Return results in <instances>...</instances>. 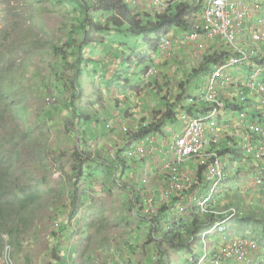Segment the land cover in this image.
<instances>
[{"label":"rangeland","instance_id":"obj_1","mask_svg":"<svg viewBox=\"0 0 264 264\" xmlns=\"http://www.w3.org/2000/svg\"><path fill=\"white\" fill-rule=\"evenodd\" d=\"M142 1H129L134 6L132 10H136L140 19L145 13L161 12L158 7H154L151 0ZM133 2L136 5H133ZM251 2L255 5L257 2V6H264V0L255 2L251 0ZM253 4L247 6L248 9L257 10ZM71 10L70 6L59 5L54 0H0V82L7 81L5 83L7 86L12 82L18 83L19 98L23 100L17 99L14 104L21 103L22 105L18 106H23L27 112L24 119L20 114L21 111L18 108L15 110L14 104L0 95V155L9 156L15 153V149H19L14 168L6 181L8 187L4 192L0 191L1 203L7 208L0 216L1 229H7L8 233H12L11 229H16V235L13 233L9 235L14 236V241L18 244V247L14 244L10 251L14 264H61V260L54 255L59 253L58 250H63L64 258L70 264H85L87 258L92 261L90 264H110L111 257L107 249L112 246H116L113 251L117 258L121 252L123 253L120 259L123 263L128 261V264H158L160 256L158 255L156 262L153 255L157 244L150 241L151 246H149L150 235L154 234L153 224L142 217L141 213L140 216L134 217L131 208L134 207L145 215L149 198L157 205V197L160 195L158 185L165 181L159 178L162 177L160 174L163 173L167 159L157 165L145 158L142 160L135 151L134 143L137 139L134 138L133 132L138 129V122L142 120L146 124V120L152 121L153 115L158 114V111L164 112L170 103L172 106L169 110L177 114L176 119L184 118L177 123L174 122L173 125L170 124L173 120L166 121L161 133L167 136L179 131L186 118L185 112L190 109L189 98H195L200 94L205 87L207 73L215 70V65L209 64L205 73L194 74V72L205 63L204 57L226 52L227 48L222 44L220 47L217 40H208L204 43V49H198L193 44H184L185 36H183L179 38L182 40L181 43L173 45L169 53L158 59L152 54L143 55L146 47L141 38L118 34L115 35L117 38L113 42L114 45L121 43V46L116 50L132 56L134 62L131 66L122 61L116 63L118 73L124 81L115 80L111 85L105 86L107 77L115 74L114 68L109 67L108 74L106 73L104 78L96 76L92 80L95 70L92 69L94 67L92 64L88 68L82 65L80 67L83 71L82 76L76 75L69 45L64 48L67 51L64 59L63 56H59L60 54H54L53 48L64 46L70 37L76 39L74 45H77L80 39L79 36L71 33V24L76 25V20H72L70 15ZM261 13H264V10ZM99 19L101 24L106 22L104 16L100 14ZM193 24L202 28L198 16H195ZM172 36L177 38L178 35L168 37L171 39ZM92 38L111 44L103 33L92 32ZM102 48L100 46L92 56L86 53L83 58L96 61L107 58L110 61L107 56L112 50L106 47L104 49L106 54L102 55ZM217 48L220 49L215 53L214 50ZM136 58L139 62L135 60ZM125 60L127 57L124 58ZM148 68H153L150 79H147L146 75ZM230 74L233 77L243 78L249 75L244 68H239L236 72L232 69ZM77 78L78 84L84 89L81 103L76 96L75 87L72 86ZM5 85L2 86L6 90L8 88ZM180 87L182 89H179ZM21 88L23 92L20 91ZM99 90L103 102L100 106H96L98 100L91 98V91ZM241 92L235 91L228 100L246 112L249 104L241 102ZM244 94L251 100L250 116L246 124L263 125L264 122H259V118H255L258 115L256 107L260 106V99L253 97L249 91ZM168 96L169 103L166 101ZM72 100L88 109L87 116L91 117L86 120L90 122H84L79 118L75 120L76 125H80L81 131H78L85 134L81 133L82 143L75 134L73 135V132H76L71 121L73 114H68L69 102ZM89 101L95 105L94 108L87 103ZM198 105L204 107L200 103ZM94 111L99 112L98 118L94 115ZM156 111L157 113H154ZM180 113L182 115L178 117ZM76 115L78 117V113ZM236 116L235 113L231 117L240 119ZM40 118L42 122L39 121ZM119 122L122 123V127ZM69 125L73 131L67 129ZM25 127L28 133L23 136ZM69 131L72 133L70 134ZM238 140L234 145L230 142L226 143L225 139L218 142L212 150V163L217 155H221L222 149L226 151L228 147H232L241 151L249 145V142H245V138ZM252 143L255 147L258 146L256 141ZM78 148L82 151L78 152ZM110 149L117 154L118 150L126 154L127 167L116 171L117 179L111 171L104 174L103 171L96 173L93 171L94 168H92L93 172L88 170L87 161H95L93 165L97 166V158L99 161L109 160ZM39 156L41 158L45 156L44 159L42 158L43 163L39 160ZM225 156L229 162L228 171L231 172L233 156L228 154ZM79 157L85 161L82 174H78ZM257 162L254 159L249 166V162L246 163V167L244 169L242 167L238 174L235 171L230 174L226 171L227 178L214 193H212L213 183L207 179L203 170L198 175L199 182L203 183L204 187L208 183L210 185L206 190L198 191L197 196L203 198L212 195L213 208L221 212L234 208L236 215L238 212L253 211L264 214V188L263 193L254 191V184L258 181L264 185V167ZM195 167L197 169L198 166L192 160L183 166L191 173L196 171ZM4 168L5 165L0 168V173L4 172ZM75 191L77 201L75 200L73 204L71 194ZM32 192L36 198L27 200L26 196ZM86 193L88 198L81 200L82 195ZM10 198L16 200L9 203ZM19 199H24V204L27 206L24 209L13 210L20 206ZM74 205L77 211L73 214ZM175 209L174 211H177L178 206ZM199 210L200 206L197 205L189 207L191 224L195 221L192 218L200 217L197 215ZM179 212L181 210H178ZM167 214H173L171 209ZM20 215H24L22 220H18ZM162 217L164 215L157 210L152 217L160 228L158 232L165 228ZM234 217L232 220L235 219ZM161 218L162 223L158 222ZM73 220H75V228L71 223ZM200 220L202 221V218ZM205 220L210 221V218ZM232 220L226 223L227 231L230 230L231 233L235 232L232 229L236 228ZM221 221L223 220L216 219V223ZM64 222L68 225L63 230L60 226ZM165 229L167 232L169 228ZM184 233L182 232L181 238L189 243L190 239L188 235L186 239ZM6 236V233L2 232L3 246L4 242H7ZM220 236L212 235L208 247H212L213 243L222 244L223 238ZM235 236L243 238L237 231ZM196 238L199 239L190 243V251L170 250L167 244H164L163 250L159 251L162 264L168 261L167 256L163 257V253L166 252L169 253L170 264H189L187 262L189 258L203 255L201 234ZM258 252L255 254V259L259 258L264 264V250ZM91 254L92 256H89ZM250 258L253 259V256ZM75 259H78L77 263ZM252 264H261V262L256 260Z\"/></svg>","mask_w":264,"mask_h":264},{"label":"trees","instance_id":"obj_2","mask_svg":"<svg viewBox=\"0 0 264 264\" xmlns=\"http://www.w3.org/2000/svg\"><path fill=\"white\" fill-rule=\"evenodd\" d=\"M56 3H58L59 5H68L71 7V17L72 20H76V25L74 26V24H71V33H73V35H77L79 36L80 39H78V43L77 45L75 44L76 39H72L71 37L66 41V43L64 44V46H58V47H54L53 51L55 55H59V56H63L64 59V54L67 53L66 49H64L66 46L69 45V49L72 50L71 55L74 58V71L76 73V75H80L82 76L83 71L81 70V66L83 65L85 68H88V66H90L91 64L94 66L92 67V69L94 72V75L92 78V80L97 76V77H102L104 78L109 71V67L114 68V70H116L114 75H111L109 77H107L105 86H109L112 84L113 81H120L123 82L124 78L120 77V74L118 73V69H117V65L116 63H120V61H122L123 63L131 66L134 62V58L132 56H128L127 54L121 52L120 50H116L117 47L121 46V43L118 44L119 42H116L118 45H114V40L117 38L115 37V35H130L132 38L136 37V38H141L143 40V44L146 47V52L143 55H148V54H152L153 56H156L159 54V45L161 43L162 38L164 37H168L170 35L175 34V32H179L182 34V36H177L178 38H182L183 36H186L188 34L193 33V31H201V27H197L193 24V21L195 19V16L199 15V13H201V7H199L198 5H194L192 2L194 1H190V2H186L184 3V1H179V2H175L172 5H170L168 8H161L159 6L158 7L161 12H151V13H145L143 14V18L140 19L139 15L137 14L136 10L133 11L132 8H134V6L131 5V2L129 3L130 0H54ZM143 2V1H142ZM99 14L104 16V18L106 19V22L104 24H101V20L99 19ZM92 32L93 33H103L104 37L106 38V40L108 42H111V44L109 43H103L100 40H97V38H92ZM175 37L172 36L171 40H173ZM214 40H217L218 43H220V47L222 45L226 46L227 50L226 52L220 53V54H216V55H208L206 57H204V64L201 65V67L199 68V70H196L195 73H199V72H206V68L209 64H214L216 65H220L223 62H225V60H228V58L231 56V48L229 46V44L227 42H220L218 38H214ZM222 44V45H221ZM102 46V55H105L106 52L104 51V49L109 48L110 50H112L111 52H109V55L107 57H109L111 60L109 61L107 58L106 60H100V61H96L93 59H85L83 58V56H85L86 53L92 55H95L96 50ZM220 49V48H219ZM218 48L215 51L218 52L219 50ZM148 53V54H147ZM127 57V60L129 59V61L125 60L124 58ZM92 58V57H91ZM138 58V57H137ZM137 58L135 59L137 61ZM160 59V58H158ZM127 61V62H126ZM131 61V62H130ZM139 62V61H137ZM64 63V62H63ZM108 69V71H107ZM150 68H148L146 70V72L149 70ZM1 71V70H0ZM107 73V74H106ZM213 71H211L210 73H207V77L212 74ZM147 74V73H146ZM75 75V76H76ZM146 76V75H145ZM10 77V75L8 76V78ZM0 78H1V74H0ZM5 78V77H4ZM117 78V79H116ZM78 78L77 80L73 83V87H75V93L76 96H78V101L81 103V96H83V88L81 85L78 84ZM7 82V81H6ZM4 82H0V95L4 96V98H6V100L11 101L12 104L15 103V101L17 99L19 100H23L22 98H19L20 93H18L19 90V85L16 82H12L10 85H5L6 83ZM94 82V81H93ZM5 85L8 89H3L2 85ZM120 85V83H118ZM122 85V84H121ZM98 88V86H97ZM179 89H182L181 87ZM22 91V88L20 90ZM85 95V94H84ZM75 96V97H76ZM74 98V97H73ZM72 98V99H73ZM91 98L92 99H97L98 102L95 104L96 106H100L101 102H103L102 99V93L99 91H91ZM18 100V101H19ZM180 100V98H179ZM89 103L90 107L94 108L95 105H93L92 101L87 102ZM18 105H22L21 103H17L14 104L13 107L15 110H17V108L21 111L20 114L25 118V116H27V112L24 110L25 108L23 106H18ZM67 106V105H66ZM169 108L165 113H160L158 112V114L156 115V119L153 121V123L147 124L145 125V123H143L142 126H138V129H135V132H133L134 138L141 140L146 136H154L155 134H161V128L164 124L165 121L168 120H175L176 119V115L169 110L171 108V104L168 105ZM175 106V105H174ZM180 106V105H179ZM67 108V107H66ZM90 108V109H92ZM68 109L70 110V113L68 114H73V119L71 121H73L74 123V129H76V132H73V135L75 134L77 136V138H79V142L82 143V135L81 133L84 134V132H79L78 130L81 131L80 129V125L77 124L76 125V118H79V120H83L84 122H90V121H86L88 119H91V117H88L87 114V110L86 108H84V106H79L77 102L75 101H70L69 102V107ZM98 109V108H95ZM183 109V108H182ZM76 113H78V117L76 115ZM195 111L193 109V106L191 107V110L186 112V116L187 117H192L194 115ZM196 113H198V111L196 110ZM45 114V112L43 113ZM94 115H96V117L98 118L99 112H95L94 111ZM93 117V116H92ZM157 117H160L157 120ZM1 118V116H0ZM42 118L39 119L40 122ZM69 126H67V129H71L73 131V128H69ZM26 130V132H25ZM25 130H23V136L28 133L27 132V128L25 127ZM131 130V129H130ZM69 133L71 134L72 132L69 131ZM253 136V141H256V143H258L260 145V143H264V138L260 135L259 137L257 136ZM241 139V138H240ZM235 141L237 140H233V139H226V143L230 142L234 145ZM259 141V142H258ZM40 151V150H39ZM78 152L82 151V150H77ZM19 153V149H15V153L9 155V156H3L0 155V168H2L4 165L6 166V168H4V172L0 173V191H3L8 187V183L6 182L10 175H11V170L14 168V164H15V157L16 155H18ZM232 155L235 159H243V150L238 151L235 150L232 147H228V149L226 151L221 152V155ZM18 157V156H17ZM45 156H42V158L44 159ZM247 157V155H246ZM41 158V156H39V160L43 163V159ZM246 159V158H244ZM249 159V158H247ZM98 161V162H97ZM96 161V165L95 161H87L88 163V170H91V172L95 171L96 173H98V171H103L104 174H108L109 173V167H107V164H111V160H107V161H99V158H97ZM85 161L82 160L81 157H79V161H78V174H82V169H85ZM95 166V167H94ZM92 168H94V170L92 171ZM95 173V174H96ZM89 176H94V174H88ZM77 191V190H76ZM73 192V194H71L72 197V201L73 204H75V200L76 196H77V192ZM256 192H260L263 193L262 191H258V190H254ZM253 191V192H254ZM34 192H32V194H29L26 196L27 200H33L34 198H36V196L33 194ZM38 195V194H37ZM3 198V197H2ZM75 198V199H74ZM87 193L82 195L81 200L87 199ZM177 202L174 203L175 206H181L180 202H181V198H176ZM16 198H10L8 199V202L11 203L13 201H15ZM2 200H0V216L1 214L4 212L5 209H7L2 203ZM5 202V203H8ZM25 200L24 199H19V207L17 208H13V210H18V209H24L27 205L24 204ZM2 204V206H1ZM74 209L75 211L73 212L76 213L77 208L74 205ZM214 209V208H213ZM169 210V208L167 209ZM175 210V207H174ZM215 211H219L218 209H214ZM175 212V211H174ZM160 215V214H159ZM198 216H200L199 218H192L195 219L194 224H191L190 221V217L187 218V220L184 222V224L182 225L184 228H186L187 226L188 229L186 230V235L185 238L187 239V235L188 238L190 239L189 243H186L183 238H181V233L180 232V225L176 224L175 228L177 231L175 232H168V236L165 237V243L167 244V246L169 247L170 250H184L190 251V242L192 240V238H196L197 236H199L201 234L202 231L210 228L211 226H213V223H216V219H221L222 220V216H216V215H201L199 212L197 213ZM24 215H20L18 216V220H22ZM2 217H0L1 219ZM202 218V221L200 220ZM210 218V221H206L205 219ZM71 221V220H70ZM235 222L236 224V228L234 227L232 230L235 231L233 233L229 231H227V225H226V237H225V242L227 243L228 241H231L234 238H238L237 236H235L236 231L240 234V236H242L244 239H249V240H255L256 243L259 246H262L263 243V248L262 250H264V214L260 213L258 211H253L252 213H243V212H238L237 217L232 220ZM231 221V223H232ZM1 222L0 221V255L2 253L3 250V240H2V232L6 233V238L5 240L8 242H4V244L9 245L10 247H12L15 244V247H18L17 241H14V236H9L12 233L14 235H16L15 233V228L11 229L12 233H8L7 229L2 230L1 229ZM151 223L153 225L156 226V222L155 220H151ZM68 224H66V222H64L63 224H61L60 228H62L63 230L67 227ZM71 225V223H70ZM238 227V228H237ZM179 230V231H178ZM157 231V229L154 228L153 232ZM174 233H178L177 235H175ZM166 235V234H165ZM221 238H223V236H220ZM262 238V239H261ZM150 241L152 240V234L150 235L149 238V244ZM187 241V240H186ZM151 245V244H150ZM162 248V247H161ZM57 249V248H56ZM58 250V249H57ZM59 253H54L55 257L58 258L59 260H61L62 264L64 261V252L63 250H58ZM60 252L62 255H60ZM191 253L193 254V250H191ZM122 252L119 255V259H122ZM160 256L159 258V262L158 264H162V259H161V253L158 252L156 253ZM155 254V255H156ZM166 254V255H165ZM212 255L215 256V252H212ZM89 256H92L89 255ZM167 256V263L170 264L171 261L169 253H163V257L165 258ZM212 256V257H213ZM166 260V259H165ZM113 264H114V259L112 258ZM90 262H92L91 260H89V258H87V260L85 261V264L88 263L90 264ZM189 263V261H187ZM261 264H262V260H260ZM166 263V264H167Z\"/></svg>","mask_w":264,"mask_h":264},{"label":"built area","instance_id":"obj_3","mask_svg":"<svg viewBox=\"0 0 264 264\" xmlns=\"http://www.w3.org/2000/svg\"><path fill=\"white\" fill-rule=\"evenodd\" d=\"M151 2L154 7L163 5L165 8H168L170 4H172L173 2H177V0H151ZM230 6L238 16H244L251 13V10L248 9V7L243 5L241 2L231 4ZM213 12H215L216 20L219 17H222V13L218 9L213 10L212 13ZM227 15H230V13L227 12ZM237 26L242 29V25L236 24L235 28ZM254 30L255 28H252L251 32H253ZM209 35L211 36V38L216 37L224 42H227L229 46L233 49V51L238 53V56L225 61V63L219 68H217L212 74V79L214 80L211 83V87L207 88V90L205 91L204 94L206 96L202 97L203 101H197L201 105H203L202 103H204L205 105L203 106L206 107V110L203 109V113L200 116L195 117L194 121L189 124L186 131L185 128L182 130L181 134H179L177 138L174 139L172 146L169 149L170 152H174V154L178 155L179 157H185L186 155L192 154L193 151L197 153L199 151L201 143L211 142V144L207 147V153L205 158V162L207 161L210 167H204V169H202L200 172L204 170L207 179L211 183H213L212 193H214L216 188L226 178L224 169L225 165L221 155L216 156V159L212 166V150L213 147L219 141H221L222 139H232L229 135H234V137L245 138V142H249V145H247L245 149V153L248 156H260V154L264 152V143H260V145L258 144V146L256 147L252 143V135L257 137L261 135L264 138V126L260 124L255 125L253 123L246 124V120L248 116H250L249 111L251 106V100L247 97L246 94H244L245 92L249 91L253 97H258L261 101L259 108L264 109V58H258V55L254 51L253 45L247 42L244 38H242L245 35L244 32L243 35L236 36L235 38L231 39H229V34L219 29L212 31ZM198 36L203 35H199V33L197 32L192 33L189 35V37H187V40L190 42H195L198 40ZM164 48L165 46L162 40L160 45L161 53L165 52L163 51ZM234 67L246 68L249 73L248 77L245 79H234L233 81L232 78L228 76L227 70ZM231 83H233L234 88H237L242 91L241 102L243 104H249V109L244 112L243 109L237 107L240 119H226L224 121H221L220 119H218L219 113L220 111L222 112L226 108V103L225 100L221 99L220 95L223 89ZM256 111L258 115L257 117H253L259 118V122H264V115L259 112L258 107H256ZM148 141H151L150 137L142 140L141 143L143 144V146H138L137 148V150H141L143 152V154L139 153V155L142 157L145 156L147 153V150L145 148L146 143ZM257 161L260 166L264 167V155H262L260 158H257ZM200 172L195 175L183 174L180 177L174 174L173 176L176 179L175 184H173L169 189L160 191L162 196L161 200L164 203H167L172 198L182 199L180 202V205L182 206H178V210H181V212L178 213V210L176 211V216L178 217L177 221H180L181 219L189 215V207L191 205L200 206L199 211H203L204 214L209 213L211 209H213V206L211 204L212 195L200 198L196 194L198 193V191L202 190L203 186L198 179V175L200 174ZM189 194L190 197H188ZM185 197L188 198L187 202L185 201ZM155 207V201L150 200L144 212L145 215L150 217L155 216ZM212 214H215L214 210L210 215ZM221 215H225V218L222 222L223 224H226V217L230 216V219L232 220L233 217L236 215V210L234 208H230L221 212ZM215 230L216 234H218L225 232L226 228H211V230L204 237H202V239L207 238L210 234H213ZM208 243L209 240L206 243H203L205 251H207L206 248H210L208 247ZM205 244H207L206 248ZM258 249L259 245L255 241L244 238H238L233 243L230 251L226 254V264H232L234 262L247 263L249 262L248 259L251 254ZM112 252L114 253L113 250ZM207 253L203 256L201 260L196 261L194 258L191 259V262L193 264H222L219 259H214V261L211 262L210 258H212L213 255H209V253ZM5 258H7L6 261H8V264H11L9 247L6 248Z\"/></svg>","mask_w":264,"mask_h":264},{"label":"bare ground","instance_id":"obj_4","mask_svg":"<svg viewBox=\"0 0 264 264\" xmlns=\"http://www.w3.org/2000/svg\"><path fill=\"white\" fill-rule=\"evenodd\" d=\"M179 1H185V0H177V2H179ZM191 1H193V0H191ZM225 1L224 0H194L192 2L194 5L196 4L199 7H201V13H199V15H197L198 16V21L202 25L201 31L198 32L199 35H203L202 38H207V37L211 38V36L209 34L212 31H214L216 29H219V30H222L225 33L229 34V39H231V38H235L236 36L243 35V32H244L245 35L242 38H244L247 42H249V43H251L253 45L254 51L258 55V58H264V49H263V47H264V13H261V11L264 10V6H262V7H261V5L257 6V2H256V5H255V4H253L251 2V0H225ZM253 1L255 2L256 0H253ZM186 2H190V1H186ZM237 2H241L245 6H251L253 4V5H255L257 7V10H251V13H249L247 15L238 16L232 10V8L230 6L231 4H236ZM173 3H175V2H173ZM172 4H170V5H172ZM133 5H136V3L133 2ZM159 7L165 8L163 5H159ZM215 9H218L222 13V17H219L217 20L215 19V12L212 13V11L215 10ZM227 12H229L230 15H227ZM236 24L237 25H242V29L240 27H238V26L235 28ZM252 28H255V30L253 32H251ZM188 35H186L183 40L186 41ZM181 41L182 40L179 39L178 37L174 38L173 40H171L167 36L164 37L163 43H164L165 48H164L163 51H165V52L164 53H159L158 55H156V57L160 58V59L163 58L167 53H169V51H170V49H171V47L173 45H176L177 43H181ZM231 43H233V42H231ZM237 56H238V53L235 52V51H232L231 52V56L228 58V60L230 58L237 57ZM152 70H153V68H150L147 71V74H146L148 76L147 79H150L151 75L153 74ZM212 74H210L207 77L206 83H205V87L201 90L200 94L197 97H195V98H189V104L193 106L194 111H195L194 105H196L197 101H199V100L203 101L202 97L206 96L204 94L205 91L207 90V88L211 87V83L214 80V79H212ZM202 104L205 105L204 103H202ZM258 109H259V112L264 115V109H260L259 107H258ZM205 110H206V107H205ZM195 117H196L195 115H193L192 117H187L186 116V118L182 122V129L185 128V131H186L187 127L189 126V124L192 121H194ZM263 126H264V124H263ZM148 137H150V136H146L145 135L144 138H148ZM164 138H165L164 141L166 142L168 140V137L164 135ZM134 144H135V151L137 152V154L138 155H139V153L143 154V152L141 150H137L138 146H143V144L141 143V140L137 139ZM210 144H211V142L201 143L199 151L197 153H195L193 151L192 154L186 155L185 157H179L178 155L174 154V152H166V150H161L160 152L165 156V158L167 159V162H165L166 164L164 166L163 173L160 174V175H162V177H160L159 179H165V181H164L163 184L158 185L159 191H163V190L169 189L173 184H175L176 179L173 176L174 174L177 175L178 177H180L183 174L195 175V174H198L202 169H204V167L205 168L206 167H210L208 165V162L207 161L205 162L206 153H207V147ZM153 150H154V148H153ZM156 153L157 152H153L152 154L149 153V155L146 156V157H141L140 155L139 156H140V158L142 160L144 158L148 160L149 156H153ZM262 155H264V152H262L260 154V156L258 155V156H255V157L247 155V158L253 159V160L254 159L257 160V158H260ZM221 156L223 157V155H221ZM190 160L195 161L196 166H198L197 169L195 167L196 171L192 172V173L189 172L188 169L183 168V166L187 162H189ZM253 160L248 161L249 162L248 166ZM212 166H213V163H212ZM184 170H187V172L184 173ZM225 172H226V170H225ZM261 177H262V175H260V178ZM226 178H227V172H226ZM145 181H147V180H145ZM252 184H254V183L252 182ZM254 187H255L254 190L262 191L263 188H264V185L261 182L258 181L257 183L254 184ZM154 194L155 193L153 192V195ZM160 196H161V192H160ZM150 200H152V199L149 198L147 200V204H148V202ZM161 203H163L162 200H161L160 204ZM213 210L214 209H211V211L209 213H205V214L206 215L211 214L213 212ZM175 213H176V211H175ZM199 213L201 215H205L203 213V211H199ZM212 215L222 216V220H223V218H225V215H221V211H215V214H212ZM226 219H227V222L229 220H231L230 216H227ZM226 225L227 224H223L222 221L221 222H217L213 226H211L210 228L202 231L201 232V237H204L211 230V228H214V229H218L219 227L226 228ZM167 232H169V230ZM212 235H219V236L221 235V236H223V239L221 240L222 244L220 243V244L215 245L213 243L212 247L206 248L207 251H205V249H203V251H202L203 252V256L207 252L212 254V252L214 251L216 255L213 256L212 258H210V261L213 262L214 259H219L222 262V264H226V261H227L226 254L230 251L233 243L238 238H236L234 240L232 239L231 241H228L227 243H224L225 242V237H226V230H225V232L218 233V234H216V232H213V234H210L207 238H203L201 243H206L208 240H209V243H210V238H211ZM197 239H199V238H197ZM161 250H163V249L161 248ZM3 254H1V256ZM155 258H156V262H158V259H157L158 258V254L155 255ZM191 259H194V258L193 257L189 258V260H188L189 264H193L191 262ZM6 260H7V258H5V264H8V261H6ZM110 261H111L110 264H113L112 258H111ZM13 262L14 261L12 259L11 263H13ZM114 262L116 264H119V263L120 264H128V261L123 263V261L116 260V259L114 260Z\"/></svg>","mask_w":264,"mask_h":264},{"label":"crops","instance_id":"obj_5","mask_svg":"<svg viewBox=\"0 0 264 264\" xmlns=\"http://www.w3.org/2000/svg\"><path fill=\"white\" fill-rule=\"evenodd\" d=\"M176 35H178V36H182L181 35V33H179V32H176L175 33ZM183 45V44H182ZM171 55V54H170ZM170 57V56H169ZM166 59V58H165ZM234 72H236L235 70H234ZM233 77V76H232ZM236 77H238V76H235V77H233V78H236ZM229 86L230 87H232V85L231 84H229ZM237 89V88H236ZM233 95V93H232V89H226V90H223L222 91V93H221V95H220V97L221 98H223V99H229L230 98V96H232ZM169 96L166 98V101H167V103H169ZM226 103V108L221 112L220 111V113H219V118L218 119H220L221 121H224V120H237V119H235V118H232L231 116H234V114L236 113L237 114V116L236 117H239V113H238V109L236 108V107H234V104L233 105H231V107L229 106V103L228 102H225ZM171 104V103H170ZM188 104H189V102H188ZM190 106V109H189V111L191 110V107H192V105H189ZM194 107H195V116H200L202 113H203V107H201V106H199L198 105V103H196V105H194ZM168 108H169V106H167V108H166V110L164 111V112H160V111H158V112H160V113H165L167 110H168ZM196 110L198 111V113H196ZM154 113H157V111L156 112H154ZM185 114H186V112H185ZM156 115L157 114H155V115H153V117L151 118L152 119V121H149V120H146V124L145 125H147V124H150V123H153V121L156 119ZM177 115V114H176ZM182 114L180 113V114H178V117L179 116H181ZM186 116V115H185ZM160 117H157V120L159 119ZM182 118H184V117H180V118H177L176 119V121H173V122H171L170 124L171 125H173V123L175 122V123H177L180 119H182ZM131 119H132V116H131ZM168 121H172V120H168ZM166 122V121H165ZM164 122V123H165ZM143 121L141 120V122H138V126H142L143 125ZM119 125L122 127V123H120L119 122ZM182 126H180V129H179V131H177V132H174V133H172V135L171 134H169V135H167V137H168V140L165 142L164 141V133H161V134H155L154 136H150V139H151V141H148L147 143H146V150H147V153H146V155L144 156V157H146V156H148L149 154H148V152L150 153V154H152L153 152H157L155 155H153V156H149V158H148V160L147 161H149V162H151L152 164H154V165H157V163H159V162H163V161H165V156L160 152L161 150H166V152H170V147L172 146V143H173V141H174V139L175 138H177V136L179 135V134H181V132H182ZM158 138H157V137ZM166 136V135H165ZM233 140H237V141H239L238 139L239 138H242V137H234V135L232 136V135H229ZM128 145V144H127ZM153 148H154V150H153ZM222 151H223V149H222ZM137 153V152H136ZM116 154L117 153H115V152H113V149H110V153H109V155H110V159L109 160H111L112 162H111V164H107L106 166L107 167H109V170L111 171V172H114V178L115 179H117V177H116V171L117 170H119V169H125L126 167H127V161H126V158H125V156H126V154L125 153H122L120 150H118V154H117V158H116ZM243 159L241 158V160L240 159H235L234 157L232 158V162H233V168H232V170H231V172L232 171H235V172H237V174L238 173H240L241 172V169H242V167H243V169L246 167L245 166V164L246 163H248V159H247V157H246V153H245V148H243ZM227 156V155H226ZM225 155H223V162H224V169L227 171V172H229V174L231 173L230 171H228L229 169H228V159H227V157H226ZM140 157V156H139ZM244 158H246L245 160H244ZM153 161H155V162H153ZM142 163H143V161H142ZM184 172H187V170H184ZM189 175H192V174H189ZM209 183L207 184V186L206 187H204V186H202V189L203 190H206V188H208L209 187ZM158 192V191H157ZM205 192V191H204ZM160 192H158V194H159ZM188 197H190V194H189V196ZM132 198H133V193H132ZM161 199H162V196H160L159 195V197H157V205H156V210L159 212V213H161V214H163L164 216H166V217H168V218H170L171 220H175V221H177V219H178V217L176 216V213L174 212V207L176 208V206L174 205V203L175 202H177V199L176 198H172L171 200H169L167 203H161L162 204V206H161V204H160V202H161ZM187 200H188V198L187 197H185V201L187 202ZM171 209V212L173 213V214H167L168 213V210L167 209ZM176 210V209H175ZM253 241H255V240H253ZM261 250H262V246H259V249L258 250H256V251H254L253 253H252V255H251V257L253 256V259H249V262L247 263V264H252V263H254V262H256V260L258 261H260V259L259 258H257V259H255V254H256V252H261ZM258 252V253H259ZM257 253V254H258ZM260 254H262V253H260Z\"/></svg>","mask_w":264,"mask_h":264},{"label":"clouds","instance_id":"obj_6","mask_svg":"<svg viewBox=\"0 0 264 264\" xmlns=\"http://www.w3.org/2000/svg\"><path fill=\"white\" fill-rule=\"evenodd\" d=\"M191 1V0H190ZM184 3H186V1H184ZM198 33V31H193V33ZM176 33V32H175ZM192 34V33H191ZM174 35V34H173ZM182 35V34H181ZM190 35V34H189ZM189 35H188V37H189ZM164 38H162V40H163ZM219 39V38H218ZM162 40H161V42H162ZM208 40H214V38H206V39H203L202 38V36H198V40L197 41H195V42H190V41H188V40H186L185 42H183L184 44H187V43H189V44H193V45H195L198 49H204V47H205V44L204 43H206ZM219 41L220 42H222V43H224V41H222V40H220L219 39ZM160 45H161V43H160ZM160 45H159V47H160ZM201 46V47H200ZM231 48V47H230ZM233 51V49L231 48V52ZM159 53H161L160 52V48H159ZM154 57V56H153ZM226 61V60H225ZM225 62H223L222 64H220V65H216L215 66V70L217 69V68H219L221 65H223ZM239 68H244V67H234V68H230V69H228L227 70V74H228V76H230L231 78H232V80L234 81V79H245V78H243L242 76H238V77H236V78H233L232 76H231V74H230V71L232 70V69H234L235 71H237V69H239ZM245 70H247L246 68H244ZM198 70V69H197ZM215 70H213V73L215 72ZM151 71V70H150ZM153 71V70H152ZM247 72H248V70H247ZM194 74H196L195 72H194ZM231 85H232V87H230L229 85H227L223 90H226V89H232V93H234L235 91H241V90H239V89H236V88H234L233 87V83H231ZM222 100H225V102H228L229 103V106L231 107V105H233V103L232 102H230L229 100H227V99H223V98H221ZM197 103H199V102H197ZM234 107H238V106H236V105H234ZM204 108V110H205V107H203ZM239 108V107H238ZM145 138H143V139H141V141L142 140H144ZM222 147V146H221ZM142 157V156H141ZM144 157V156H143ZM134 190H135V188H134ZM182 200V199H181ZM131 212H132V215L134 216V217H138V216H140V214L139 213H141V215H142V217H145V218H147V221H151V220H153V218L152 217H150V216H148L147 217V215H144L140 210H137L136 208H134V207H132L131 208ZM188 217H190L189 215L188 216H186V217H184L183 219H181L180 221H175V220H171L170 218H168V217H166V216H164V217H162L163 218V220L165 221V223H163L165 226V228H169L168 230L170 231V232H174L172 229H175L176 230V228H175V225L176 224H178V225H180V233L182 234V232L184 233V232H186V230L188 229V227L189 226H187L186 228H184L182 225L184 224V222L187 220V218ZM162 218L158 221V222H160V223H162ZM73 225V227H74V224H75V220H73L72 222H71ZM153 227L155 228V229H160L159 228V226H155V225H153ZM75 228V227H74ZM161 229L160 230V232H158V231H156V232H154V234H152V240H153V243H155V244H157V248H156V251L154 252V254L153 255H155L156 253H158L159 251H160V249H161V247H163L164 246V244H166L165 243V237L166 236H168V235H170V234H168V232H166V229ZM163 230V231H162ZM178 230V231H179ZM164 234H166V235H164ZM175 234V233H174ZM184 234H186V233H184ZM193 240H191V241H196L197 240V238H192ZM191 243V242H190ZM191 245V244H190ZM149 246H151V245H149ZM202 246H204L203 244H202ZM5 247V248H4ZM7 247H9L10 248V251H11V248L12 247H10L9 245H7V244H5L4 246H3V250H2V253L1 254H3L1 257H0V264H5L4 262H5V252H6V248ZM116 246H112V247H109L108 249H107V253H109L108 255H110V257L111 258H113L114 260L116 259V260H120L119 258H117L116 257V254L115 253H113L112 252V250H114V248H115ZM209 255H212V254H210L209 253ZM203 258V255L201 254L200 256H195V260L196 261H199V260H201ZM13 259V255H12V252H10V260H12ZM77 260L78 259H75V261H76V263H77ZM11 264H14V262L13 263H11ZM61 264H62V262H61ZM63 264H70V262H68L65 258H64V261H63ZM114 264H116L115 262H114Z\"/></svg>","mask_w":264,"mask_h":264},{"label":"water","instance_id":"obj_7","mask_svg":"<svg viewBox=\"0 0 264 264\" xmlns=\"http://www.w3.org/2000/svg\"><path fill=\"white\" fill-rule=\"evenodd\" d=\"M78 141H79V138H78Z\"/></svg>","mask_w":264,"mask_h":264}]
</instances>
